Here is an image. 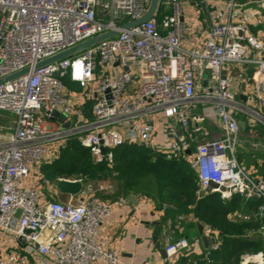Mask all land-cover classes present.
Listing matches in <instances>:
<instances>
[{
	"label": "built area",
	"instance_id": "obj_1",
	"mask_svg": "<svg viewBox=\"0 0 264 264\" xmlns=\"http://www.w3.org/2000/svg\"><path fill=\"white\" fill-rule=\"evenodd\" d=\"M186 1L159 0L150 20L126 29L151 0H0V80L29 69L0 84V241L6 236L18 244L9 246L0 264H28L30 257L40 264L120 262L100 227L115 209L128 205L127 197L100 200L83 188L60 202L47 200L29 182L33 166L52 162L71 138L90 149L98 163L112 164V149L125 143L152 146L169 160L189 156L198 193L214 182L218 187L209 192L225 200L234 195L261 200L254 215H264V176L238 158L244 119L251 130L264 126V38L249 33L245 4L227 0L204 41L193 45ZM251 2L264 19V0ZM110 31L117 34L36 67ZM237 65L253 68L245 101L233 85ZM65 79L91 100V117H85ZM201 108L215 114L219 137L205 131L208 114ZM53 111L64 118L62 128L47 127L60 118L52 119ZM262 231L264 238V226ZM204 234L215 238L216 250L220 232L206 225ZM244 264H264V253L245 254Z\"/></svg>",
	"mask_w": 264,
	"mask_h": 264
},
{
	"label": "trees",
	"instance_id": "obj_2",
	"mask_svg": "<svg viewBox=\"0 0 264 264\" xmlns=\"http://www.w3.org/2000/svg\"><path fill=\"white\" fill-rule=\"evenodd\" d=\"M161 17L159 9L157 18ZM65 84L68 88L74 83L65 79ZM112 152V164L98 163L90 149L83 147L77 138H71L60 147L52 162L42 163L39 168L46 181L55 177L83 176L86 179L115 173L117 190L107 196L98 193L94 198L111 200L136 195L147 199L157 210H162L165 217L177 223L196 220L219 231V247L208 250L201 264H239L246 253L264 250V215L240 221L230 218L235 211L259 212L261 200H245L237 195L225 200L219 193L200 196L198 175L188 160L166 159L152 146L125 143Z\"/></svg>",
	"mask_w": 264,
	"mask_h": 264
},
{
	"label": "crops",
	"instance_id": "obj_3",
	"mask_svg": "<svg viewBox=\"0 0 264 264\" xmlns=\"http://www.w3.org/2000/svg\"><path fill=\"white\" fill-rule=\"evenodd\" d=\"M226 1L210 0V3H202L200 0L186 1L185 21L189 27V42L198 46L204 41L208 31L216 22V10L223 8ZM237 1L240 4H245L243 15L249 21V33L264 38V19H262L261 8L255 2H251V0ZM243 69L247 70L246 76L239 77ZM235 71L236 78L233 79V85L240 97L247 86V78L252 75L253 68L248 65H237ZM68 89L69 92L78 96L77 101L83 104L85 117H91L92 102L81 96L83 92L81 86L74 83ZM200 111L203 113L205 111L208 114V121L204 125L205 131L210 137H219L220 128L215 114L210 108H201ZM244 121L247 122L245 119ZM63 122L64 120L60 118L54 120V122H51L53 124L51 129L56 127L62 128ZM245 122H242L245 124V127H241V132H249L255 136V141L264 142V126L257 125L251 130ZM260 156L258 154L253 158L244 152L241 145L238 148L240 163L244 167L264 176V155H262L263 157ZM186 159L188 160L189 156ZM59 178L57 177L56 181ZM29 182L30 184L38 185L46 199L49 200L50 195H48L45 186L48 181H44L42 172L37 166H33ZM210 193L218 192H206L204 195ZM61 195L69 197L64 194ZM199 223L202 222L186 220L183 223H177L171 217H165L164 212L157 210L147 199L138 198L136 205L128 202V205L115 209L111 216L101 225L100 234L104 238L106 246L118 252L120 258L118 264H201L200 262L206 255L205 253L212 249V245L209 248L204 246L198 228ZM203 225L204 227L206 226L205 224ZM195 239H200V242H195ZM9 246L17 248L18 244L6 236L2 237L0 241V259L6 257L4 252L8 251ZM28 264L40 263L37 258L30 257ZM96 264L112 263L104 261Z\"/></svg>",
	"mask_w": 264,
	"mask_h": 264
},
{
	"label": "water",
	"instance_id": "obj_4",
	"mask_svg": "<svg viewBox=\"0 0 264 264\" xmlns=\"http://www.w3.org/2000/svg\"><path fill=\"white\" fill-rule=\"evenodd\" d=\"M158 3H159V0H151L148 10L143 16H141L140 18H138V19L126 24V25H124L123 27L128 29V28L134 27L136 25H139V24H141L143 22H146V21L150 20L154 16V14H155V12L157 10ZM116 34H117L116 31H110V32H107L105 34L99 35V36H97L95 38H92L90 40H87V41H85V42H83V43H81V44H79L77 46H74V47H72V48H70L68 50L60 52V53H58L57 55H55V56H53L51 58H48V59H46V60H44L42 62H39L36 65V67L38 68V67H41V66H45V65L60 61V60H62L64 58L70 57L72 55H75V54H77V53H79V52H81V51H83V50H85V49H87V48H89L91 46L96 45L99 42H102V41H104L106 39H109L112 36H115ZM28 72H29V69H25L23 71L17 72V73H15V74L7 77V78H4V79L0 80V84L5 82V81H7V80H11V79H14L16 77H19V76H21L23 74H26ZM240 98L243 101L246 100V97L243 94L240 96ZM57 117H60L59 112L58 111H53L52 112V119H55ZM60 119L62 120L64 118L60 117ZM241 127L244 128L245 124L241 123ZM178 134H181L180 130L178 131ZM188 153H191V152L188 151ZM55 187H56V190L59 193L64 194V195H68L70 197H75V196H78V195L81 194V192L83 191V188H84V184L80 180L72 181V180H67V179H58L56 181V183H55ZM217 187H218V185L216 183L211 182L210 183V187L207 188L206 190H202L200 192V195L202 196L206 192H209L210 188H217ZM221 189L223 190L224 188H221ZM127 200H128L129 203H132V204L136 205L137 201H138V198H137L136 195H129V196H127ZM198 228H199V232H200V235H201V240H202V242H203V244H204V246L206 248H209L211 245L216 243L215 238L207 237L204 234V225L202 223L198 224Z\"/></svg>",
	"mask_w": 264,
	"mask_h": 264
},
{
	"label": "rangeland",
	"instance_id": "obj_5",
	"mask_svg": "<svg viewBox=\"0 0 264 264\" xmlns=\"http://www.w3.org/2000/svg\"><path fill=\"white\" fill-rule=\"evenodd\" d=\"M261 13L262 10H260ZM45 120H47L44 117ZM49 121V120H47ZM51 122L47 123V127L51 128L53 127V124H50ZM68 125H71V122L68 121ZM253 134H250L249 132L242 131L241 132V147L243 148L244 152L248 155H251L253 158L256 157V155H261L260 157H263L264 155V142L261 141H255L256 139L254 138ZM258 146H256V145ZM254 145V147H253ZM115 173H107L105 175H97V176H87L86 179H84L83 176H74V177H60V178H65L69 180L73 179H79L81 181L86 180L84 182V191L86 193V196H96L98 193L103 194L104 196L111 195L117 190V183L116 180L113 178V175ZM56 178L51 179L46 183V190L48 195L53 198L55 201H60V202H67L69 201V197H66L65 200L63 199V196L59 194L56 189H55V182ZM61 195V196H60ZM253 214V215H251ZM251 214L249 213H244L243 211H235L233 214L230 215V218H232L235 221H240L243 219H249L254 215V212ZM264 253L263 251H260ZM248 254V253H246ZM244 256H242L240 263L239 264H244Z\"/></svg>",
	"mask_w": 264,
	"mask_h": 264
}]
</instances>
